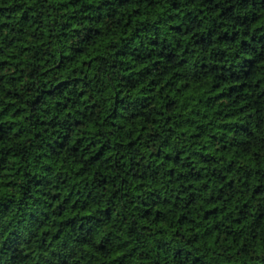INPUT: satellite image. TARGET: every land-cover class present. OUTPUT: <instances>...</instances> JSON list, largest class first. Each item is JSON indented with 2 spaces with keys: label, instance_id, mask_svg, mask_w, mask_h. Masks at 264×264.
Instances as JSON below:
<instances>
[{
  "label": "trees",
  "instance_id": "obj_1",
  "mask_svg": "<svg viewBox=\"0 0 264 264\" xmlns=\"http://www.w3.org/2000/svg\"><path fill=\"white\" fill-rule=\"evenodd\" d=\"M0 264H264V0H0Z\"/></svg>",
  "mask_w": 264,
  "mask_h": 264
}]
</instances>
